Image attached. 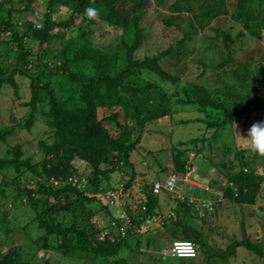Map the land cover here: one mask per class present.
Here are the masks:
<instances>
[{"label":"rangeland","instance_id":"1","mask_svg":"<svg viewBox=\"0 0 264 264\" xmlns=\"http://www.w3.org/2000/svg\"><path fill=\"white\" fill-rule=\"evenodd\" d=\"M50 1L0 0V69L8 70L16 63L15 56L19 51L16 37L9 31L2 30L5 28V22L13 26L18 38H23L21 44L25 63L22 67L30 74H35L39 71L38 65L41 66L40 62L43 61L39 58V53H42L48 62L60 61L55 58L61 50L64 38H79L82 31L87 33L85 38L93 46L121 54L123 40L133 42V21L140 16L141 44L133 59L143 61L170 49L172 54L161 59L158 64L164 72L176 79V83L163 81L158 75L148 71L125 78L136 88H162L170 97L172 116L160 118L157 123L147 126L141 143L130 153V166L119 161L116 164L117 170L103 180L102 187L97 192H92L88 182L92 168L83 162L75 161L77 172L73 171L75 175L68 179V183L76 186L88 198H97L104 207L98 202L86 207L75 203L72 211H60L57 222L66 225L76 216L81 225H91L95 231L98 230L96 236L100 242L106 239L111 243L126 240L128 246L121 247L116 257L106 260L99 258L96 262L92 256L80 251L68 255L60 249L61 240L58 238L49 240L48 246H45V233L38 227L37 211L28 204L26 196L18 194L16 187L4 185L6 181H16L17 178L22 182V186L27 184L34 189L38 187L39 182L45 183L46 177L39 166L42 161L39 142L51 143L53 140V132L46 126L43 116L49 108L48 105L40 108L32 128H25L24 123L31 113V108L26 104L30 101L32 92L30 80L16 72L13 76L16 87L4 83L0 91V132H12L5 141H0V159H11L12 150L19 146L22 159H30L31 165L38 167V175L27 169H22L21 172H16L13 167L0 169V256L16 249L25 264H111L121 258L127 260L128 264H142L141 255L146 252L148 235L155 232L153 228L163 227L164 221L160 216L147 219V211L143 216L140 208L145 203L139 202L146 197L155 179H163L165 167L172 168L174 149L181 148L182 143L204 139L203 148L186 147L189 163L191 164V160L196 161L194 164L197 167L198 159L203 161L215 156L213 161L221 163L229 157L236 158L237 153L244 150L241 159L256 161L255 173L264 178V156L251 154L245 141L234 134L233 125L225 124L218 133L215 129L207 130L206 126L199 122L204 119L205 114L200 113L198 108L176 104V100L184 99V87L196 85L218 95L229 106L239 101L255 108L264 105V3L260 5L258 0H141L143 7L135 10L133 2H118L114 6L116 14L129 18L128 26L125 27L120 22L109 19L105 5H95L100 15L96 19H89L84 12L77 13L80 0H61L53 4H50ZM207 9L210 11L207 12ZM47 20L55 24L49 31L55 36L45 49H41L39 42L31 38L29 28L30 25L38 29L43 28ZM69 20L75 21L70 28L56 26ZM252 26H257L255 30L259 32V38L251 35ZM221 64L225 66L217 67ZM126 67L127 62L120 56L118 71ZM55 84L57 91L62 93V82ZM146 90L144 92L150 95L151 92ZM112 116L116 117L117 124L129 125L121 106L98 109V118L110 130L112 137L117 139L121 126L119 129L116 124L110 123ZM259 121H264L263 112H246L234 124L237 126L236 131L246 136L248 129ZM147 167L154 173L153 180L148 179ZM198 175H202V171L199 170ZM113 176L118 178L114 183ZM70 180L72 182H69ZM222 180L227 184L225 177H222ZM65 185L66 182L56 183L55 187ZM146 185L149 188L146 189ZM109 190L118 194L119 207L110 206L105 199L104 194ZM167 194L171 196V193ZM130 201H133L134 205H130ZM257 201L254 208L244 207V212L234 208L226 209L230 211L229 217L219 225L215 224V219L209 217L210 213L217 214L215 209L209 211L208 215L205 213L201 219L195 212L198 220L193 222V227L188 224L193 218L188 217L186 211H180L178 216L176 213L173 215V210L171 213L166 212L167 219L170 217L171 220L165 222V233L155 234L158 239L149 247L155 257L152 264H264V183L261 197ZM130 206H134L131 216L126 212ZM246 209L252 210V215L248 226L249 235L246 234L245 237L242 232L244 226H236L242 220L239 214L245 217ZM123 215L132 220L134 228L132 230L125 220H122L119 226L130 230L125 236L114 226L118 216ZM237 216L238 223H235ZM176 219L180 220L178 225L175 223ZM202 221L205 225H202ZM212 221L214 225L210 226ZM87 230L89 233L94 232ZM185 233L192 234L190 236L195 238L194 240H204L203 246L196 243L199 256L195 260H177L170 256H161L169 250L174 240H183ZM229 233H233V236ZM243 241L251 243V251L235 246V242Z\"/></svg>","mask_w":264,"mask_h":264},{"label":"trees","instance_id":"2","mask_svg":"<svg viewBox=\"0 0 264 264\" xmlns=\"http://www.w3.org/2000/svg\"><path fill=\"white\" fill-rule=\"evenodd\" d=\"M59 1L61 0H51L50 4ZM127 1L135 4V10L143 7L141 0H80L77 13L82 14L83 10L89 6L105 5L109 19L120 22L122 26L126 27L129 18L117 15L114 6L118 2ZM258 1L260 5H263L264 0ZM208 11L210 10L207 9ZM140 19L141 17L138 16L133 21V42L129 43L123 40L121 54L118 51L112 53L102 50L101 47L93 46L85 38L87 33L82 31L79 38H64L61 50L55 58V60L59 59L60 61L48 62L49 60H45L42 53H39L38 56L43 61L40 62L41 66L38 65L39 71L35 74H30L28 70L22 67L25 63V54L21 44L23 38H18V34L9 22H5V28L2 29L9 31L12 36L16 37V41L19 43V51L15 56L16 63L12 64L8 70L0 69V91L4 83L16 87L13 79L16 72L26 76L30 80L32 96L26 104L31 108V113L24 123L25 128L30 130L36 121L40 108L48 105V110L43 113L44 122L53 132L51 143L39 142L42 156L39 166H41L43 175L46 177V182H39L36 189L30 188L27 184L22 186L19 178L16 181H6L4 185L16 187L18 194L26 196L28 204L34 211H37L38 227L45 233V246H48L49 240L58 238L61 240L60 249L65 254L72 255L76 251L84 252L92 256L95 262L99 258L106 260L116 257L120 248L128 246V244L126 240L111 243L109 239H106L104 242H100L96 236L99 233L98 230L95 231L91 225L90 227H87V224L81 225L76 216L66 225L57 222L56 218L60 211L67 209L72 211L75 203L81 207H86L98 202L103 206V203L97 198H88L76 186L68 183V179L75 175L73 171L77 172L75 161L83 162L92 168L88 182L92 192H97L102 187L103 180L117 170L116 164L119 161L130 166L128 162L130 153L141 143L147 126L157 123L160 118L172 116L170 97L162 88L159 86H148L147 90L136 88L125 78L132 74L148 71L158 75L163 81L176 83V79L164 72L158 64L161 59L172 54L170 49L157 57L145 58L143 61L133 59L134 53L141 44ZM74 24V20H69L65 23L56 24V26L58 28H70ZM53 25L55 24H51L49 20L45 22L43 28L38 29L30 25L31 38L39 42L41 49H45V46L50 44L54 38L55 35L49 33L50 27ZM256 27H251L254 30H251V35L259 38L260 34L255 30ZM120 56L127 62V67L118 71ZM222 66L225 64L217 67ZM58 81L62 82V88H60L62 93L56 89L55 83ZM145 90L151 94H146ZM182 92L184 99L176 100V104L181 107L198 108L200 113L205 114L204 119H200L199 122L204 124L207 130L215 129L216 133L225 124L233 125L246 112L264 113V105L255 108L239 101L229 106L218 95L202 86L187 85ZM116 106H121L126 120L129 121V125L122 126L117 124L115 116L111 117V124H116L119 129L121 126V133L117 139L112 137L110 130L98 118L99 108ZM11 133V131L0 132V141H5ZM203 142L204 139L202 141L195 139L191 142L180 143L181 148L174 149L172 163L174 173L183 174L187 171L188 151L186 147L196 148L200 146L203 148ZM244 153V150H241L237 153L236 158L231 159L229 157L223 162L217 163L216 167L219 173L227 179L228 186L224 192V197L240 206H254L257 199L261 197L264 178L255 173L256 161L241 159ZM108 166L111 167L107 169ZM10 167H13L16 172L27 169L34 175H38V167L31 165L30 159H22L19 146L12 150L11 159H0L1 170ZM56 181L59 183L66 182V185L56 188L54 184ZM147 188H149L148 185H146ZM156 199L150 196L148 192L146 197L140 200L139 203L144 202L147 206V217L155 216ZM87 229L94 232L89 233ZM190 235L192 234H184L183 240H193L192 242L195 244L204 245L202 238L194 240L195 238ZM235 243L236 247H243L245 251L252 250L249 241ZM145 246L149 247L148 244ZM147 248H145V254L141 255L140 262L142 264H152L155 259L151 250ZM233 251L235 250L233 249ZM262 262L264 263V256H262ZM0 264L25 263L18 251L13 249L0 256ZM111 264H128V261L121 258L114 260Z\"/></svg>","mask_w":264,"mask_h":264},{"label":"crops","instance_id":"3","mask_svg":"<svg viewBox=\"0 0 264 264\" xmlns=\"http://www.w3.org/2000/svg\"><path fill=\"white\" fill-rule=\"evenodd\" d=\"M211 151H213V150L211 149ZM155 152H153V156H154ZM214 157L215 156H213V159H214ZM213 159L212 158L211 159L206 158V160L204 159L203 161H200V159H198L199 160L198 161V164H199L198 167L196 164H194L196 161L191 160V164H190L189 163L190 161L188 160L187 162H188L189 166L188 167L186 166V170H188V168H191L193 171L192 179H191L190 183H187L184 180L180 179V181L177 184L176 189L173 192H162L159 196H157L156 208L154 210V212L156 213L155 217L160 216L161 218H163L164 226L153 228V231H155V232H153L152 234L150 233L148 235L149 238H148L147 244L149 247H152L154 240L156 241L158 239V237L155 234L160 235V234L165 233L164 232L165 231V228H164L165 222L167 223L168 219H170V217H168V219H167L166 212L171 213V210H173V215H174V213H176L177 216L179 215L180 211L183 213H185V211H186L187 212L186 215H188V217H190V218H193L192 220H190L188 222V224H190L193 227V222H197V220H198L194 214L195 212H197V216L200 217L203 212H206V214L208 215L209 211H213L215 209L217 214L212 215V213H210L209 217L215 219V224L219 225L220 223H222V221L227 220V218L229 217L230 211L226 210V209L234 208L235 210L239 209V210H242L244 212V207L245 208H254L255 205H257V203H256L254 206H249V205L240 206L238 204H235L233 201H230L224 197V192L228 186V183L224 184L223 180L221 181L222 177H224V176L221 175L219 173V171L217 170V167H216L217 163L214 162ZM165 168H166L165 171L162 173V175H164L163 179H161V180L155 179L153 183L158 182V181L163 182L164 180H166L167 177H169L170 175H172L175 172L173 166H172V168L170 166H166ZM150 170H151V168L147 167L146 171L148 172L147 173L149 176L148 179L153 180L155 178V177H153L154 173H152ZM199 170L202 171V175H198ZM178 177L179 178L181 177L180 173H178ZM117 179H118L117 176H113L112 177V183L116 182ZM167 193H171V196L169 197V194H167ZM233 203H234V205H233ZM131 204L134 205L133 201H130V205ZM235 205L239 206V208L236 207ZM133 207L134 206H130V208H128L126 211V212H128L127 214L129 216L132 215L131 211L133 210ZM205 208H209V209H205ZM182 210H184V211H182ZM200 211H202V212H200ZM245 213H246V215H245V217H243V214H241V213L239 214V212H238V214L240 215L242 220H240L238 226H236V227L240 228L241 226L242 227L244 226V228L242 229V232H243V236L246 237L247 235H249L248 234V231H249L248 226H249L250 216L252 215V210L246 209ZM176 214H175V216H176ZM194 216H195V218H194ZM182 218L184 220L183 214H182ZM201 218H204V217H200V219ZM238 218H239V216H237L235 223H238L237 222ZM203 220H206V219H203ZM179 221L180 220L176 219V221H175L176 225H178L180 223ZM202 225H205L204 221H202ZM213 225H214V221H212V225H210V226H213ZM157 231L159 233H156ZM229 235L233 236V233H229ZM251 239H253V238H251ZM149 247L147 248L148 250L151 249ZM240 248H243V247H239V249Z\"/></svg>","mask_w":264,"mask_h":264},{"label":"built area","instance_id":"4","mask_svg":"<svg viewBox=\"0 0 264 264\" xmlns=\"http://www.w3.org/2000/svg\"><path fill=\"white\" fill-rule=\"evenodd\" d=\"M192 174L193 171L191 168H188V170L181 174V177H178V174L173 173L172 175H170L169 177L166 178V180H164L163 182H155L153 185H151L150 187V191L149 194L152 197H156L158 196L160 193H162L163 191L166 192H173L176 187L178 182L181 180H184L187 183H190L191 179H192ZM71 179V178H70ZM69 182H72L71 180ZM59 184V182H54V184ZM105 199L108 201L109 205L112 207H119V197L118 194L113 191V190H109L107 194H104ZM143 211V216L144 213L147 211V206L146 204L142 205L140 208ZM201 212V211H200ZM201 214V213H200ZM147 217V216H146ZM118 221L116 224H114V226H116V228H118L122 234V236H125L126 234H128L130 232V230L127 227L124 226H119V223L122 220H125V223L133 230V226H132V220L126 215L123 216H118ZM147 219H156L155 217H147ZM134 223L136 224V219H134ZM185 241V240H183ZM181 240L178 241H174L171 245V247L169 248L168 251L163 252L161 256L165 257H172L175 259H195L198 257V251H197V246L193 243V249L191 251L186 250V249H182L178 247V243L183 242ZM194 253V254H193Z\"/></svg>","mask_w":264,"mask_h":264},{"label":"clouds","instance_id":"5","mask_svg":"<svg viewBox=\"0 0 264 264\" xmlns=\"http://www.w3.org/2000/svg\"><path fill=\"white\" fill-rule=\"evenodd\" d=\"M84 15L89 19H96L100 15V11L98 8H96L94 6H89V7H86L84 9ZM236 127L237 126L233 123L234 134L237 137L241 138L243 141H245L246 146L248 147L250 153L260 155V156H264V121H259V122L254 123L248 129L246 136H242L241 134H239L236 131ZM163 192H166V191H163ZM155 198H157V196ZM205 209H209V208H205ZM203 213L205 215L206 212H203ZM203 213L200 217H204ZM181 241H183V240H181ZM191 242L185 240L183 242L178 243V247L191 251L193 249V245ZM197 251H198V248H197ZM198 256H199V253H198ZM186 260H194V259H186Z\"/></svg>","mask_w":264,"mask_h":264}]
</instances>
